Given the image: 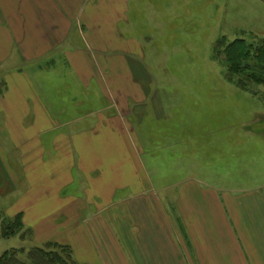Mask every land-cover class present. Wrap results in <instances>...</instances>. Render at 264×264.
I'll list each match as a JSON object with an SVG mask.
<instances>
[{"label":"rangeland","instance_id":"374dc122","mask_svg":"<svg viewBox=\"0 0 264 264\" xmlns=\"http://www.w3.org/2000/svg\"><path fill=\"white\" fill-rule=\"evenodd\" d=\"M33 25L37 28L36 21ZM64 28L80 57L93 62V77L104 73L107 87L119 96L120 111L113 109V115H125L134 128L135 114L143 118L144 124L136 126L141 129L137 134L141 146L131 148L129 135L125 140L123 128L113 126L112 137L118 140L111 141L117 146L109 150L111 161L138 154L144 173L152 178L147 183L159 190L174 192L181 183L196 181L223 194L263 192L264 88L252 85L246 91L229 80L218 45L264 39V0H46V41L50 38L51 46L57 45L54 32ZM64 56L54 51L45 62L41 60L53 65L51 75L46 70L44 76L57 79L58 74L74 80L75 75L66 73L73 71L70 67L59 74ZM7 66L0 68L1 93ZM76 87L65 91L75 95ZM138 95L149 98L146 105L135 101ZM28 125L29 118L22 126ZM0 127V257L7 251L68 244L70 230L62 218L53 224L43 220L36 227L24 224L15 236L7 237L4 221L11 222L28 207L29 185L39 192V182L28 181V167L20 162L21 149L9 148L1 140H6V134ZM58 130L60 135L69 127ZM7 135L10 141L15 136ZM45 144L42 155L47 160L56 154ZM122 166L110 165V171L119 173ZM63 169L60 181L49 182L51 191L61 197L79 190V183L66 182L71 180L66 174L71 172L76 179L80 172L71 166ZM43 207L47 218L52 209L48 199ZM50 224L55 227L48 228ZM80 253L81 260L73 254L74 261L90 264L91 258Z\"/></svg>","mask_w":264,"mask_h":264},{"label":"crops","instance_id":"0c3cea01","mask_svg":"<svg viewBox=\"0 0 264 264\" xmlns=\"http://www.w3.org/2000/svg\"><path fill=\"white\" fill-rule=\"evenodd\" d=\"M45 1L0 0V68L8 65L0 92V125L8 142L1 140L21 149L26 178L39 182L36 195L28 184L29 205L18 212L23 223L36 227L43 220L53 224L64 219L74 256L80 261L79 253H86L90 264H264V190L231 195L186 181L174 192L161 189L166 190L162 195L147 183L152 178L144 173L138 154L111 161L109 150L116 146L111 141L118 140L112 137L113 126L123 128L125 140L129 135L131 148L141 146L136 126L144 124L143 118L135 114L134 128L125 115H113V109L120 111L119 96L107 87L104 73L93 77V62L80 57L65 28L54 32L57 45L46 41ZM54 51L65 54L59 74L70 67L73 71L66 73L75 75L74 80L44 76L46 70L52 73L53 65L43 62ZM70 86H77L75 95L66 93ZM148 100L135 98L144 105ZM66 127L59 135L58 129ZM10 133L15 134L11 141ZM45 143L56 154L47 160L42 155ZM114 164L123 165L119 173L110 171ZM64 166L80 172L76 179L66 174L71 179L66 182L79 183V190L61 197L49 182L61 180ZM47 199L52 209L44 218Z\"/></svg>","mask_w":264,"mask_h":264},{"label":"trees","instance_id":"16d2710c","mask_svg":"<svg viewBox=\"0 0 264 264\" xmlns=\"http://www.w3.org/2000/svg\"><path fill=\"white\" fill-rule=\"evenodd\" d=\"M219 47L222 48L220 54L226 64L229 80L246 91L251 90L252 85L264 88V39L252 43L236 39L228 44L221 43ZM10 221H4L7 237L15 236L24 227L22 213ZM10 229L13 230L12 234H8ZM46 247L7 251L0 257V264H77L70 245L49 243Z\"/></svg>","mask_w":264,"mask_h":264}]
</instances>
